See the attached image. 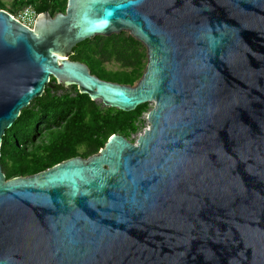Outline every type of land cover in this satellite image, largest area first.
Segmentation results:
<instances>
[{"label":"water","instance_id":"water-1","mask_svg":"<svg viewBox=\"0 0 264 264\" xmlns=\"http://www.w3.org/2000/svg\"><path fill=\"white\" fill-rule=\"evenodd\" d=\"M122 32L147 49L137 84L68 59ZM52 77L124 112L153 102L150 126L37 174L0 164V264H264V0H68L32 28L0 10V159Z\"/></svg>","mask_w":264,"mask_h":264},{"label":"trees","instance_id":"trees-1","mask_svg":"<svg viewBox=\"0 0 264 264\" xmlns=\"http://www.w3.org/2000/svg\"><path fill=\"white\" fill-rule=\"evenodd\" d=\"M68 0H15V12L0 2V10L12 15L31 6L39 15L52 17L64 13ZM73 60L86 64L93 75L120 84L134 85L143 76L147 62L146 47L129 33L97 36L79 43ZM116 61L121 71H108L106 62ZM52 81L44 94L21 111L14 125L2 138L1 159L7 180L42 172L63 161L97 153L114 134L126 138L136 131L134 121L147 104L132 112L116 108L101 110L88 95L58 99L51 95ZM75 111L72 117L70 112ZM77 113V114H76ZM66 117V118H64ZM66 120L65 124L63 121Z\"/></svg>","mask_w":264,"mask_h":264},{"label":"rangeland","instance_id":"rangeland-1","mask_svg":"<svg viewBox=\"0 0 264 264\" xmlns=\"http://www.w3.org/2000/svg\"><path fill=\"white\" fill-rule=\"evenodd\" d=\"M0 2L6 6L7 10L14 11L15 12V6L14 2L15 0H0ZM128 33V32H127ZM117 35V34H114ZM106 70L108 71H121L122 68L120 64L116 61H111L105 65ZM138 82V81H137ZM137 82L135 84H137ZM134 84V85H135ZM47 88V87H46ZM99 105H102V102L100 100L96 101ZM154 108V103H148L146 110L140 115L138 118L135 119L134 121V127L136 131L131 132V134L127 137V139L132 142L136 143L139 140V137H141L144 133L145 130L149 128L150 123L148 120V116ZM119 134V133H118ZM122 135V134H119Z\"/></svg>","mask_w":264,"mask_h":264},{"label":"flooded vegetation","instance_id":"flooded-vegetation-1","mask_svg":"<svg viewBox=\"0 0 264 264\" xmlns=\"http://www.w3.org/2000/svg\"><path fill=\"white\" fill-rule=\"evenodd\" d=\"M76 52L74 51V49H73V52L69 55V60L70 61H74V62H79V61H75V60H73V57H74V54H75ZM80 63H82V62H80ZM107 63H109V62H106L105 63V65L107 64ZM91 70V69H90ZM52 81V87H51V95L52 96H54L55 98H58V99H64V98H67V99H75V98H77L78 96H79V94H81L80 93V91H79V89H78V87L77 86H75V85H71V86H68V87H64V86H62V85H60V84H58V82H57V80L54 78V77H52L51 79H50V82ZM117 83V82H116ZM83 95V94H82ZM95 103L98 105V106H100V109L101 110H108L109 108H111V107H108V106H106V105H104L103 103H102V105L103 106H101V105H99L96 101H95ZM146 104H148V103H146ZM147 108V107H146ZM145 108V109H146ZM75 113V111H73V109H72V111L70 112V115L71 116H66V117H72V115ZM77 114V113H76ZM66 117H64V118H66ZM65 122H66V120H64L63 121V123L65 124ZM125 137V136H124ZM126 138V137H125ZM100 151V150H99ZM99 151L97 152V153H92V154H90V155H87V156H78V157H82V158H89V157H91V156H93V155H95V154H98L99 153ZM55 166V165H54ZM51 168V167H50Z\"/></svg>","mask_w":264,"mask_h":264},{"label":"built area","instance_id":"built-area-1","mask_svg":"<svg viewBox=\"0 0 264 264\" xmlns=\"http://www.w3.org/2000/svg\"><path fill=\"white\" fill-rule=\"evenodd\" d=\"M39 14L31 7L28 6L13 15L18 21L22 22L26 26L32 28Z\"/></svg>","mask_w":264,"mask_h":264},{"label":"bare ground","instance_id":"bare-ground-1","mask_svg":"<svg viewBox=\"0 0 264 264\" xmlns=\"http://www.w3.org/2000/svg\"><path fill=\"white\" fill-rule=\"evenodd\" d=\"M98 101V100H97Z\"/></svg>","mask_w":264,"mask_h":264}]
</instances>
